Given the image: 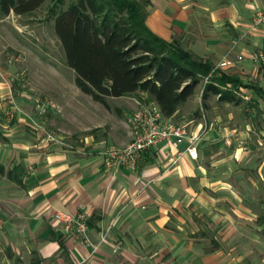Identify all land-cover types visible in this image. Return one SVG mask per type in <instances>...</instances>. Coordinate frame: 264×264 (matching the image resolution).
I'll list each match as a JSON object with an SVG mask.
<instances>
[{
	"label": "crops",
	"instance_id": "crops-1",
	"mask_svg": "<svg viewBox=\"0 0 264 264\" xmlns=\"http://www.w3.org/2000/svg\"><path fill=\"white\" fill-rule=\"evenodd\" d=\"M147 1V27L235 77L233 97L202 99L204 78L165 117L199 135L196 159L182 139L113 174L100 154L111 143L93 133L80 146L45 138L49 117L33 112L0 59V264H264V63L249 59L264 50V24L253 23L264 0ZM226 56L233 63L214 70ZM59 117L66 134L98 127L90 114L84 124ZM126 132L114 145L130 141L128 123ZM54 211H85L90 243L56 231Z\"/></svg>",
	"mask_w": 264,
	"mask_h": 264
},
{
	"label": "trees",
	"instance_id": "trees-1",
	"mask_svg": "<svg viewBox=\"0 0 264 264\" xmlns=\"http://www.w3.org/2000/svg\"><path fill=\"white\" fill-rule=\"evenodd\" d=\"M43 2L0 0V14H28ZM148 5L147 0H74L59 12L51 8L75 86L107 109V98L144 93L164 117L173 116L204 78L202 99L214 94L231 100L227 84L239 81L215 75L208 61L155 35L146 25Z\"/></svg>",
	"mask_w": 264,
	"mask_h": 264
},
{
	"label": "rangeland",
	"instance_id": "rangeland-1",
	"mask_svg": "<svg viewBox=\"0 0 264 264\" xmlns=\"http://www.w3.org/2000/svg\"><path fill=\"white\" fill-rule=\"evenodd\" d=\"M72 2L74 0H44L36 10L28 14H0V59L13 66L12 83L17 93L25 101L31 102L35 114L49 117L47 129L59 134L63 142L84 145L87 134L93 133L96 140L116 144L115 141L127 137L128 115L135 107L133 99L139 100L142 94L136 93L119 99L107 98L109 109L98 102L96 103L100 106L95 108V104L88 100L91 97L75 86V74L65 63L63 49L53 29L54 17L51 14L53 6L59 12ZM32 97L52 99L60 105L61 112L39 113L40 109L34 104ZM197 111L200 110L196 109L190 117H194ZM65 113L74 116L79 124H84L85 115L90 114L93 118L92 124L98 127L76 134H66L58 130L57 118ZM52 117L57 120L53 122Z\"/></svg>",
	"mask_w": 264,
	"mask_h": 264
},
{
	"label": "built area",
	"instance_id": "built-area-1",
	"mask_svg": "<svg viewBox=\"0 0 264 264\" xmlns=\"http://www.w3.org/2000/svg\"><path fill=\"white\" fill-rule=\"evenodd\" d=\"M254 25L264 24V7L258 9L253 19ZM249 59L254 62L264 63V50L257 49L250 53ZM242 60L238 56L236 61ZM233 61L229 56L224 57L214 70L229 66ZM137 100L135 109L128 115L127 123L130 129V141L126 145H107L100 152L106 170L111 173L119 171L136 172L144 153L159 147L171 146L177 148L182 139L187 141L183 153H187L191 159L197 158V143L199 135H190L182 124H172L166 119L159 106L148 99L144 93ZM34 104L40 109L39 113L48 111L51 114L60 113L58 103L48 98H34ZM45 138L58 142V137L53 132H46ZM53 218L56 221L55 230L62 235H71L83 244H89V216L85 211L67 213L54 211ZM4 221L0 217V232ZM106 239V232L100 233V242ZM151 264H165L162 262Z\"/></svg>",
	"mask_w": 264,
	"mask_h": 264
}]
</instances>
